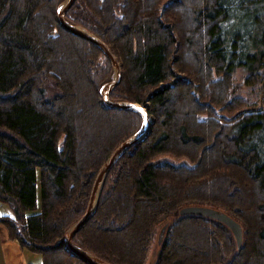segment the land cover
Wrapping results in <instances>:
<instances>
[{"label": "trees", "instance_id": "1", "mask_svg": "<svg viewBox=\"0 0 264 264\" xmlns=\"http://www.w3.org/2000/svg\"><path fill=\"white\" fill-rule=\"evenodd\" d=\"M63 1L0 0V202L13 212L0 223L42 264H87L64 233L142 119L104 106L113 69L60 28ZM65 21L115 55L121 81L109 100L140 104L153 121L73 244L109 264H146L163 226L154 264H264V96L253 109L231 95L237 69L248 84L264 75V0H77ZM188 207L230 217L240 247L221 222L179 214Z\"/></svg>", "mask_w": 264, "mask_h": 264}, {"label": "water", "instance_id": "2", "mask_svg": "<svg viewBox=\"0 0 264 264\" xmlns=\"http://www.w3.org/2000/svg\"><path fill=\"white\" fill-rule=\"evenodd\" d=\"M77 0H64L62 4L59 5L57 9V22L60 28L71 35L86 40L96 47H98L104 56L109 61L111 68L113 69L114 77L113 80L107 84H105L100 91L102 101L104 105L109 109L114 110H123V111H131L138 113L141 116L142 124L141 128L137 133L129 137L123 143H121L110 155V157L105 161L101 169L96 175L94 183L92 185V189L89 195V200L87 204V208L85 210L84 215L77 220L70 228L66 230L63 237V242L66 250L73 256L87 264H109L94 255L76 247L73 244V238L80 231V229L93 217L96 209V204L98 197L100 195V191L102 185L109 174L110 170L114 166V164L124 155L129 149L133 146L137 145L142 141V139L150 133V129L152 127L153 121H150V117L148 113L140 104L136 103H126V102H113L109 100L110 94L114 91V89L119 85L121 81V68L120 65L112 53L110 48L105 45L100 39L85 31L84 29L73 26L65 21V15L69 11V9L74 5ZM143 111H140V110ZM180 215H197L201 217H207L216 221L221 222L225 225L231 234L233 235L237 247L241 245V228L240 226L233 221L227 215L217 212L212 209L203 208V207H188L184 208L179 212Z\"/></svg>", "mask_w": 264, "mask_h": 264}, {"label": "rangeland", "instance_id": "3", "mask_svg": "<svg viewBox=\"0 0 264 264\" xmlns=\"http://www.w3.org/2000/svg\"><path fill=\"white\" fill-rule=\"evenodd\" d=\"M246 77L247 75L242 69H237L233 73V84H232L231 95L232 97L245 99L248 105L253 106V109H260L262 108L261 100H262V97L264 96V75L262 76V79L259 80V82H256L254 84H248ZM45 88H46V98L48 99L50 97H53L57 92L56 89L54 88L52 81H47L45 83ZM150 121H152L151 118H150ZM4 205L7 206V209L13 214L11 208L8 205L3 204L1 202H0V210L5 209ZM39 210H40V189H39V182L37 181V209L36 211L38 212ZM162 227L163 226H161L157 230V233L153 239V242L148 252L146 264H154L159 255V252H160L159 237L161 236L160 230Z\"/></svg>", "mask_w": 264, "mask_h": 264}, {"label": "crops", "instance_id": "4", "mask_svg": "<svg viewBox=\"0 0 264 264\" xmlns=\"http://www.w3.org/2000/svg\"><path fill=\"white\" fill-rule=\"evenodd\" d=\"M0 211V216H13L7 206ZM0 264H42V257L22 249L17 241L9 238L6 227L0 223Z\"/></svg>", "mask_w": 264, "mask_h": 264}, {"label": "bare ground", "instance_id": "5", "mask_svg": "<svg viewBox=\"0 0 264 264\" xmlns=\"http://www.w3.org/2000/svg\"><path fill=\"white\" fill-rule=\"evenodd\" d=\"M103 43H104V42H103ZM104 44H105V43H104ZM105 45H106V44H105ZM113 77H114V76H113ZM112 80H113V79H112ZM112 80H111V81H112ZM111 81H110V82H111ZM108 83H109V82H108ZM106 84H107V83H106ZM104 85H105V84H104ZM104 85H103V86H104ZM103 86H102V87H103ZM100 91H101V90H100ZM103 104H104V103H103ZM104 106H105V105H104ZM122 143H123V142H122ZM91 189H92V188H91ZM87 204H88V203H87ZM86 208H87V206H86ZM85 210H86V209H85ZM240 228H241V227H240Z\"/></svg>", "mask_w": 264, "mask_h": 264}, {"label": "flooded vegetation", "instance_id": "6", "mask_svg": "<svg viewBox=\"0 0 264 264\" xmlns=\"http://www.w3.org/2000/svg\"><path fill=\"white\" fill-rule=\"evenodd\" d=\"M161 236H162V234H161ZM159 243H161V238L159 239Z\"/></svg>", "mask_w": 264, "mask_h": 264}, {"label": "snow or ice", "instance_id": "7", "mask_svg": "<svg viewBox=\"0 0 264 264\" xmlns=\"http://www.w3.org/2000/svg\"><path fill=\"white\" fill-rule=\"evenodd\" d=\"M140 111H143L142 109Z\"/></svg>", "mask_w": 264, "mask_h": 264}]
</instances>
